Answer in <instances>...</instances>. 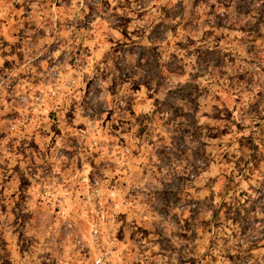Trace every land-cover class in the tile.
I'll return each mask as SVG.
<instances>
[{
  "label": "rangeland",
  "instance_id": "374dc122",
  "mask_svg": "<svg viewBox=\"0 0 264 264\" xmlns=\"http://www.w3.org/2000/svg\"><path fill=\"white\" fill-rule=\"evenodd\" d=\"M264 264V0H0V264Z\"/></svg>",
  "mask_w": 264,
  "mask_h": 264
},
{
  "label": "built area",
  "instance_id": "2783aa9c",
  "mask_svg": "<svg viewBox=\"0 0 264 264\" xmlns=\"http://www.w3.org/2000/svg\"><path fill=\"white\" fill-rule=\"evenodd\" d=\"M100 263V261L99 260H97L96 262H95V264H99Z\"/></svg>",
  "mask_w": 264,
  "mask_h": 264
}]
</instances>
